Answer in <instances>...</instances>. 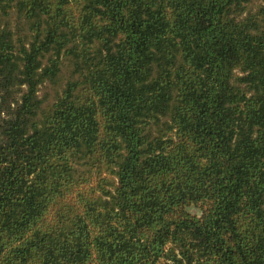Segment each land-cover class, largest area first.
Wrapping results in <instances>:
<instances>
[{"label":"trees","instance_id":"16d2710c","mask_svg":"<svg viewBox=\"0 0 264 264\" xmlns=\"http://www.w3.org/2000/svg\"><path fill=\"white\" fill-rule=\"evenodd\" d=\"M0 264H264V0H0Z\"/></svg>","mask_w":264,"mask_h":264}]
</instances>
